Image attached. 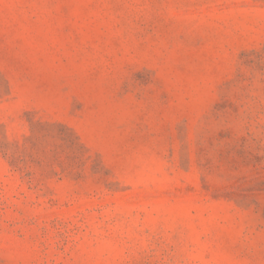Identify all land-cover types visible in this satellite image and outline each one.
I'll return each instance as SVG.
<instances>
[{
	"label": "rangeland",
	"instance_id": "rangeland-1",
	"mask_svg": "<svg viewBox=\"0 0 264 264\" xmlns=\"http://www.w3.org/2000/svg\"><path fill=\"white\" fill-rule=\"evenodd\" d=\"M0 264H264V0H0Z\"/></svg>",
	"mask_w": 264,
	"mask_h": 264
}]
</instances>
